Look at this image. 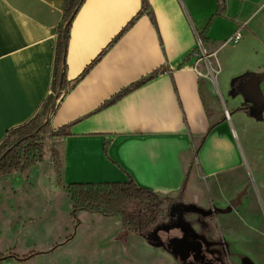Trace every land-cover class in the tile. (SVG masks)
Segmentation results:
<instances>
[{
	"label": "crops",
	"instance_id": "crops-1",
	"mask_svg": "<svg viewBox=\"0 0 264 264\" xmlns=\"http://www.w3.org/2000/svg\"><path fill=\"white\" fill-rule=\"evenodd\" d=\"M147 1L143 9V0H78L60 71L66 84L47 121L52 133L69 126L54 136L61 178L132 179L185 204L224 206L246 184L241 137L248 147L249 125L264 127V108L261 119L239 109L257 107L245 85L264 71V0ZM66 2L0 0V144L49 110ZM195 30L222 75L225 102L193 67Z\"/></svg>",
	"mask_w": 264,
	"mask_h": 264
},
{
	"label": "rangeland",
	"instance_id": "rangeland-1",
	"mask_svg": "<svg viewBox=\"0 0 264 264\" xmlns=\"http://www.w3.org/2000/svg\"><path fill=\"white\" fill-rule=\"evenodd\" d=\"M216 77L219 85L220 72ZM220 91L217 88L221 102L227 101L228 96ZM62 93L61 88L57 100ZM53 94L45 108L49 110L41 114L43 160L27 171L0 177V252L19 257L33 255L22 260L8 258L0 264H264L262 125H249L248 147L244 137L240 139L246 184L228 203L210 205L204 216L181 212L174 220L166 214L146 237L124 227L120 215L81 211L77 219L72 217L73 201L61 178L54 137L61 135H54L47 122L57 101ZM110 206L133 210L136 202H126L118 196ZM164 208L169 209L168 202ZM175 221L179 225L172 226ZM177 238L199 240L201 248L191 250L183 259L173 251L178 248ZM203 245L208 253L203 251ZM199 254L204 257L197 260Z\"/></svg>",
	"mask_w": 264,
	"mask_h": 264
},
{
	"label": "trees",
	"instance_id": "trees-1",
	"mask_svg": "<svg viewBox=\"0 0 264 264\" xmlns=\"http://www.w3.org/2000/svg\"><path fill=\"white\" fill-rule=\"evenodd\" d=\"M79 3L78 0H67L65 7L66 23L61 26L57 40L55 77L53 86L55 89L65 87L64 73L61 68L65 65V56L67 51L69 28L71 17L75 13ZM148 7V1L143 0V9ZM142 12V11H141ZM157 72L137 81L128 88L122 90L113 97L107 104L114 102L119 97L134 89L147 80L153 78ZM243 77L233 79L232 85L237 90V86ZM258 105V104H257ZM259 106H253L248 103L242 104L239 109L244 110L251 116H260ZM41 114H37L27 122L10 129L0 144V176L15 171H27L37 162L43 160L44 138L42 136ZM69 126H63L53 132L54 135L67 134ZM68 193L73 201L71 215L77 219L79 212L89 211L101 213L104 216L120 215L121 222L131 232L148 237V232L158 225L160 218L166 214L170 217H176L181 212L198 213L206 215L207 210L195 204H185L168 196H160L154 191L137 185L132 179L125 182H75L67 185ZM122 196L126 202H136L133 210L125 206H110L115 197ZM165 202L169 203V209L165 210ZM181 206L179 210L172 211V206ZM174 206V209H175ZM187 207V208H185ZM172 210H171V209ZM153 241V239H151ZM33 254L30 253L24 257L17 254H5L0 252V261L17 257L20 260L28 259Z\"/></svg>",
	"mask_w": 264,
	"mask_h": 264
},
{
	"label": "built area",
	"instance_id": "built-area-1",
	"mask_svg": "<svg viewBox=\"0 0 264 264\" xmlns=\"http://www.w3.org/2000/svg\"><path fill=\"white\" fill-rule=\"evenodd\" d=\"M236 37L239 38L240 34L237 33ZM191 56L196 58V61L193 67L198 71V73L210 79L213 83L216 84L217 83L216 82L217 70L212 61V54H210L207 51L205 38L203 37L202 33L199 32L198 30H195V46L191 52ZM200 63H203L205 65V73L199 70ZM58 93H59L58 89L54 92L52 91V94L54 95V97H56ZM55 99L57 100V98ZM225 116L227 118H230L229 111L227 109H225Z\"/></svg>",
	"mask_w": 264,
	"mask_h": 264
},
{
	"label": "water",
	"instance_id": "water-1",
	"mask_svg": "<svg viewBox=\"0 0 264 264\" xmlns=\"http://www.w3.org/2000/svg\"><path fill=\"white\" fill-rule=\"evenodd\" d=\"M262 80H264V71L259 74L252 75L245 85L246 91L253 97L256 103L264 102V94L260 86V82ZM60 91H61V86H59L58 88V92ZM263 108H264V105L260 108V116L259 117L256 116L257 118H260V119L262 118ZM177 239L179 241L178 248L177 249L173 248V251L179 253L181 258L185 259L186 257H188L191 250L197 249L195 248V243H197L196 240L191 241L187 238H177ZM248 261L250 262V260Z\"/></svg>",
	"mask_w": 264,
	"mask_h": 264
},
{
	"label": "flooded vegetation",
	"instance_id": "flooded-vegetation-1",
	"mask_svg": "<svg viewBox=\"0 0 264 264\" xmlns=\"http://www.w3.org/2000/svg\"><path fill=\"white\" fill-rule=\"evenodd\" d=\"M263 104H264V102H262ZM258 105L257 106H259V105H261V102H258L257 103ZM251 105V104H250ZM214 205V204H213ZM185 208H187V207H185ZM204 208V207H203ZM180 209V207L179 206H175V209L174 210H172L173 212L174 211H176V210H179ZM204 209H206L207 210V208H204ZM207 212H208V210H207ZM207 212H206V214H207ZM184 213H186V212H184ZM187 214H195V215H197V216H202V215H200V214H198V213H187ZM181 216V213H180V215H178V216H176L175 218L174 217H170L171 219H174V220H177L179 217ZM204 216V215H203ZM175 225H179V224H177L176 223V221H175V223L174 224H172V226H175ZM175 228V227H174ZM173 228V229H174ZM170 231H172V230H170ZM170 231L169 232H167L168 234L170 233ZM166 233V234H167ZM192 240V239H191ZM197 241V243H195V248H197V249H200L201 247H198V242H200L199 240H196ZM202 246V245H201ZM202 249H203V251L205 252V253H208V251H207V248H206V246L204 247V245H203V247H202ZM201 257H204V256H202L201 254H199V256L196 258L197 260H198V258H201ZM206 259V258H205ZM207 260V259H206ZM207 261H209V263H211V261L210 260H207ZM220 261V260H219Z\"/></svg>",
	"mask_w": 264,
	"mask_h": 264
}]
</instances>
